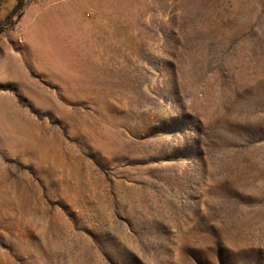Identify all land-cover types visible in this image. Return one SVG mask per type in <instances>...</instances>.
<instances>
[{
    "label": "rangeland",
    "instance_id": "rangeland-1",
    "mask_svg": "<svg viewBox=\"0 0 264 264\" xmlns=\"http://www.w3.org/2000/svg\"><path fill=\"white\" fill-rule=\"evenodd\" d=\"M0 264H264V0H20Z\"/></svg>",
    "mask_w": 264,
    "mask_h": 264
},
{
    "label": "crops",
    "instance_id": "crops-1",
    "mask_svg": "<svg viewBox=\"0 0 264 264\" xmlns=\"http://www.w3.org/2000/svg\"><path fill=\"white\" fill-rule=\"evenodd\" d=\"M17 2L18 0H0V20L13 10Z\"/></svg>",
    "mask_w": 264,
    "mask_h": 264
},
{
    "label": "trees",
    "instance_id": "trees-1",
    "mask_svg": "<svg viewBox=\"0 0 264 264\" xmlns=\"http://www.w3.org/2000/svg\"><path fill=\"white\" fill-rule=\"evenodd\" d=\"M20 3V0H18L17 5Z\"/></svg>",
    "mask_w": 264,
    "mask_h": 264
}]
</instances>
